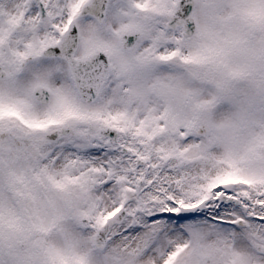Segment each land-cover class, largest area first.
<instances>
[{
	"label": "snow or ice",
	"instance_id": "1",
	"mask_svg": "<svg viewBox=\"0 0 264 264\" xmlns=\"http://www.w3.org/2000/svg\"><path fill=\"white\" fill-rule=\"evenodd\" d=\"M0 264H264V0H0Z\"/></svg>",
	"mask_w": 264,
	"mask_h": 264
}]
</instances>
